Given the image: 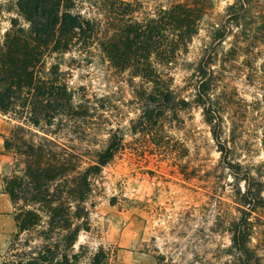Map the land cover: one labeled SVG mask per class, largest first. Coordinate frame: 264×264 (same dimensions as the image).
<instances>
[{"label":"rangeland","instance_id":"374dc122","mask_svg":"<svg viewBox=\"0 0 264 264\" xmlns=\"http://www.w3.org/2000/svg\"><path fill=\"white\" fill-rule=\"evenodd\" d=\"M14 2L0 0V42L10 20L17 18ZM155 2L150 1L148 8L183 2L204 11L187 50L169 65L154 63L172 101L156 102L143 113L145 103L139 95L153 91L155 85L133 78L128 69L110 67L96 53L91 65H72L78 54L65 55L61 70L79 117L69 118L55 138L80 155V171L94 163V151L102 150L113 133L122 139L121 148L90 178L91 192L80 204V218H75L78 211L71 204V229L79 226V231L70 248L66 231H49L44 211H39V226L19 233L14 222L17 209L24 204H29L27 209L38 207L24 200L13 205L0 191V206L5 205L13 219L10 225L0 222V264H17L20 259L26 263L29 257L38 264H56L58 253H66L70 264L234 263L227 227L240 216L235 202L244 183L234 179L222 161L202 109L193 102L198 85L194 68L203 49L214 46L218 79L214 93L223 97V139L231 151L227 156L264 181V0L251 1L254 16L243 21L238 38L230 36L217 45L211 43L210 25L233 0ZM233 45L241 48L225 55ZM9 123L12 130L15 124ZM13 154L15 173L22 176V158ZM251 222L250 247L264 264V212L252 213Z\"/></svg>","mask_w":264,"mask_h":264},{"label":"trees","instance_id":"16d2710c","mask_svg":"<svg viewBox=\"0 0 264 264\" xmlns=\"http://www.w3.org/2000/svg\"><path fill=\"white\" fill-rule=\"evenodd\" d=\"M150 1L156 0H15L13 3L17 18L10 20V28L0 42V114L15 124L4 138V149L13 150L22 158L24 171L22 176L14 172L4 177L2 184L13 205L24 200L38 207L27 209L29 204H24L17 209L14 222L19 233L39 226V211H44L49 231H66L67 246L72 247L79 226L71 229V204H76L78 212L74 215L80 218L83 212L80 204L91 192L90 178L98 175L121 148L122 139L113 133L102 150L94 151V163L80 171V155L55 138L69 118L79 117L66 73L61 70L65 55L78 54L77 60H71L72 65H91L96 53L110 67L128 69L133 78L155 85L153 91L139 95L145 103L143 113L150 111L156 102L172 101L170 91L162 88L165 83L155 64L169 65L178 53L187 50L198 33L204 11L200 6L183 2H173L169 7L158 3L149 9ZM251 1L233 0L210 25L213 45L230 36L238 38L236 32L251 14ZM239 48L233 45L225 55ZM215 55L214 46L205 47L195 65L198 85L193 102L202 109L222 161L233 178L244 183V191L235 202L240 216L229 221L227 227L231 242L229 255L233 264H262L261 257L250 247V237L252 213L264 212V181L256 180L246 167L233 163L227 156L231 151L229 142L223 139V97L214 93L218 80L213 68ZM231 124L230 143L234 145V122ZM24 135L29 138L25 139ZM261 147L264 152V127ZM29 259L26 263L20 259L17 264H38L34 257ZM69 260L66 253H58L56 264H70Z\"/></svg>","mask_w":264,"mask_h":264},{"label":"crops","instance_id":"0c3cea01","mask_svg":"<svg viewBox=\"0 0 264 264\" xmlns=\"http://www.w3.org/2000/svg\"><path fill=\"white\" fill-rule=\"evenodd\" d=\"M1 116V115H0ZM5 116H1L0 118V191L3 190L2 179L4 177H8L15 172L14 169V157L9 152L5 151L4 149V138L8 136L11 131V122ZM5 196L6 194H2ZM12 215H9L8 209L5 205L0 206V222L6 221L9 225L12 223ZM1 229V228H0Z\"/></svg>","mask_w":264,"mask_h":264}]
</instances>
